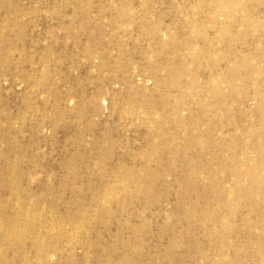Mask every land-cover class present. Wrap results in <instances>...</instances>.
<instances>
[{
	"label": "rangeland",
	"instance_id": "rangeland-1",
	"mask_svg": "<svg viewBox=\"0 0 264 264\" xmlns=\"http://www.w3.org/2000/svg\"><path fill=\"white\" fill-rule=\"evenodd\" d=\"M252 164L264 0H0V264H216Z\"/></svg>",
	"mask_w": 264,
	"mask_h": 264
},
{
	"label": "bare ground",
	"instance_id": "bare-ground-1",
	"mask_svg": "<svg viewBox=\"0 0 264 264\" xmlns=\"http://www.w3.org/2000/svg\"><path fill=\"white\" fill-rule=\"evenodd\" d=\"M263 167L264 166H262L261 164H255V165L252 164V166L248 172V175L249 176L251 175V179H252L253 184L258 189L256 191L258 192L257 194H259V195L262 194V192L259 188H262V189L264 188V176H259V177H256V176L258 175L257 171L260 172L263 169ZM236 189H238V188L236 187ZM236 192L238 193V191H236ZM214 206H216V205H214ZM241 235H243V234H241ZM219 246H220V249H219V252L217 254V263L216 264H264V242L261 244L258 242L252 244L251 242H247V241H234L229 237H226V238L222 237V239L219 242ZM193 250H192V252H193ZM143 262H145V261H143ZM188 263H190V262H188Z\"/></svg>",
	"mask_w": 264,
	"mask_h": 264
}]
</instances>
